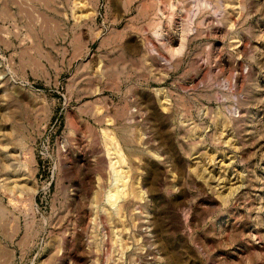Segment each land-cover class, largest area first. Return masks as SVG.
<instances>
[{
  "label": "rangeland",
  "instance_id": "rangeland-1",
  "mask_svg": "<svg viewBox=\"0 0 264 264\" xmlns=\"http://www.w3.org/2000/svg\"><path fill=\"white\" fill-rule=\"evenodd\" d=\"M0 264H264V0H0Z\"/></svg>",
  "mask_w": 264,
  "mask_h": 264
},
{
  "label": "bare ground",
  "instance_id": "bare-ground-1",
  "mask_svg": "<svg viewBox=\"0 0 264 264\" xmlns=\"http://www.w3.org/2000/svg\"><path fill=\"white\" fill-rule=\"evenodd\" d=\"M111 162V161H110ZM114 172V171H113ZM14 182V181H13ZM123 184V183H122ZM118 191H121V190H118ZM117 190L114 192V194L116 193V192H118ZM119 196H120V194H119ZM119 208V207H118ZM118 215V214H117Z\"/></svg>",
  "mask_w": 264,
  "mask_h": 264
}]
</instances>
